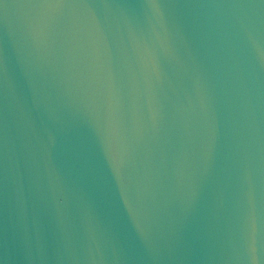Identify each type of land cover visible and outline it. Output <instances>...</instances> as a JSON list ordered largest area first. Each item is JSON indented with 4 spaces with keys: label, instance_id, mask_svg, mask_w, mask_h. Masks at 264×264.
<instances>
[{
    "label": "water",
    "instance_id": "1",
    "mask_svg": "<svg viewBox=\"0 0 264 264\" xmlns=\"http://www.w3.org/2000/svg\"><path fill=\"white\" fill-rule=\"evenodd\" d=\"M0 264H264V0H0Z\"/></svg>",
    "mask_w": 264,
    "mask_h": 264
}]
</instances>
